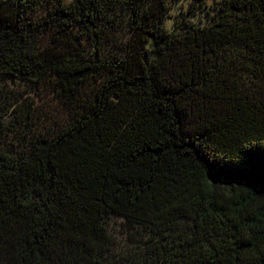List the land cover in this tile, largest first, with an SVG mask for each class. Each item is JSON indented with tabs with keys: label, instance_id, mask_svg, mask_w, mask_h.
Returning a JSON list of instances; mask_svg holds the SVG:
<instances>
[{
	"label": "trees",
	"instance_id": "16d2710c",
	"mask_svg": "<svg viewBox=\"0 0 264 264\" xmlns=\"http://www.w3.org/2000/svg\"><path fill=\"white\" fill-rule=\"evenodd\" d=\"M183 1L0 0V264H264V0Z\"/></svg>",
	"mask_w": 264,
	"mask_h": 264
},
{
	"label": "rangeland",
	"instance_id": "374dc122",
	"mask_svg": "<svg viewBox=\"0 0 264 264\" xmlns=\"http://www.w3.org/2000/svg\"><path fill=\"white\" fill-rule=\"evenodd\" d=\"M212 0H205V6L207 7ZM206 8L203 7L198 9L197 2L195 0L176 2L170 4V10L168 12V19L165 21L167 28L173 27L181 22L194 21L197 22L199 17L203 16V12ZM120 28L115 33L118 38V42H124L127 38L126 30L123 25L119 24ZM11 90V91H9ZM22 93V97L18 103L24 101V97H30L35 108H37L38 117L32 127H36L39 132H51L55 123H62L66 118L65 112L62 110L60 103L57 101L56 97L50 93L48 90L42 88L40 93L35 96L32 92H27V90L22 87H12L6 84L4 81L0 80V99L4 100V103L0 104V108H5L4 104L10 101L13 97H17L18 94ZM2 117V112L0 109V118ZM9 117L3 118V125H14L11 123L9 125ZM13 132L7 131L5 127L2 128L0 140H5L9 144L13 140ZM2 143V142H0ZM123 220L121 218L112 217L108 221V226L111 230V235L115 240V253H122L129 249L131 244V236L129 232H126L124 226L122 225Z\"/></svg>",
	"mask_w": 264,
	"mask_h": 264
}]
</instances>
